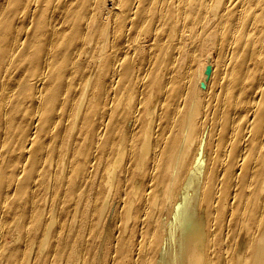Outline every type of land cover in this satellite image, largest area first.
Wrapping results in <instances>:
<instances>
[{"label": "bare ground", "instance_id": "obj_1", "mask_svg": "<svg viewBox=\"0 0 264 264\" xmlns=\"http://www.w3.org/2000/svg\"><path fill=\"white\" fill-rule=\"evenodd\" d=\"M0 264H264V0H0Z\"/></svg>", "mask_w": 264, "mask_h": 264}, {"label": "water", "instance_id": "obj_2", "mask_svg": "<svg viewBox=\"0 0 264 264\" xmlns=\"http://www.w3.org/2000/svg\"><path fill=\"white\" fill-rule=\"evenodd\" d=\"M205 74H209V72H210V66L209 65H207L206 67H205Z\"/></svg>", "mask_w": 264, "mask_h": 264}]
</instances>
